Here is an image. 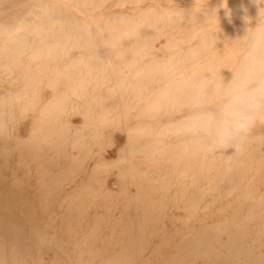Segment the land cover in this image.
<instances>
[{
    "label": "rangeland",
    "instance_id": "374dc122",
    "mask_svg": "<svg viewBox=\"0 0 264 264\" xmlns=\"http://www.w3.org/2000/svg\"><path fill=\"white\" fill-rule=\"evenodd\" d=\"M249 2L0 0V46H12L18 59L0 54V109L21 148L43 144V155L62 140L61 157L29 156L31 167L43 168L23 170L20 179L28 205L48 208L43 221L50 215L59 225L54 213H71L75 227H61L76 242L69 264H86L73 254L91 252L89 264H106L119 247L108 240L110 225L157 210L163 216L136 264H205L212 254L192 257L185 249L205 235L214 247L235 235L236 246L246 252L253 244L264 264V124L239 157L205 158L195 142L168 131L190 114L202 84L210 93L240 71L264 30V5ZM248 212L240 226L247 233L237 235L233 218ZM95 222L89 248L80 239ZM34 254L44 264L54 255Z\"/></svg>",
    "mask_w": 264,
    "mask_h": 264
},
{
    "label": "bare ground",
    "instance_id": "6f19581e",
    "mask_svg": "<svg viewBox=\"0 0 264 264\" xmlns=\"http://www.w3.org/2000/svg\"><path fill=\"white\" fill-rule=\"evenodd\" d=\"M249 4H250V2H249ZM245 8H247V6ZM35 28H36V26H35ZM14 41L16 42V44H17V42H19L20 45H24L27 40L24 38L20 39L19 37H17ZM108 46L109 45H107V48H108ZM7 48H9V49L7 50ZM109 48H110V46H109ZM13 49L14 48L12 46H8V44H2L0 46V54L2 55V57L6 58L8 60L11 59L12 61L13 60L18 61L17 56L14 54ZM208 51L210 52V50H208ZM17 55H19V54H17ZM228 58H230V57H228ZM228 61H231V58ZM44 63H46V62H44ZM14 64H15V62H14ZM39 65L40 64L38 63L37 67H39ZM8 66H11V63ZM18 66H19V64H18ZM160 69L162 70V68H160ZM46 73H48V72H46ZM165 73L168 76L167 72H165ZM173 76H174V74H173ZM170 79H172V78H170ZM179 80H177V81H179ZM171 82L173 83L174 81L171 80ZM172 83H171V85H172ZM169 85H165L164 87H167V86L169 87ZM175 88H173V86H172L170 89L173 90ZM177 90H178V87H177ZM165 91H168V90H165ZM173 91L175 93L177 92L176 90H173ZM26 94L27 93H25V95ZM170 95H172V93H170ZM35 96H36V94H35ZM176 96H177V94H176ZM172 97H173V95H172ZM34 100H35V98H34ZM13 105H14V103H13ZM18 107H20V106H18ZM65 121H67V120H65ZM63 122H64V120H63ZM10 123H11V119H9L3 113V110L1 108L0 109V264H44L42 255H40L39 258L35 257V254H34L35 249H36V251L38 250L41 253H45V251H47V250L53 251L54 255H53L52 259L47 264H69V256L68 255L72 251L70 249L72 247H74V245H76L75 244L76 242H72L69 238H66L63 231H62L63 229H61V227H62V224H65L64 226H66L69 229H73V227H75L74 224L71 223V219H70L72 217L70 215L71 213H62L61 211L55 212L54 217L56 219H59V221L61 222L59 225L55 224V222H51V220L48 219L50 215L47 217V219H46L47 221L46 220L43 221L42 219L43 218L45 219V217H42V215L46 214L48 212V208L47 207H40L39 208L37 206L28 205V200H27L28 195H27V192L23 188L24 183L20 179V176H21L20 173L23 172V170H25L26 172L37 171V173H39V171H41L43 168V165H39L37 167H31L30 166L31 162H30L29 156L42 158L50 152V156L52 155L53 157H61L64 153V145L61 142L62 140L58 144L57 143H55L53 145L48 144L43 155L41 154V150H40L41 148L45 149L46 145H43V144L38 143L39 146L40 145H42V146L36 147L37 145L35 144L36 146L33 145V148H28L25 150V149L20 147L19 143H17V141L15 139V136L12 134L11 128H9L11 125ZM49 123H50V121H49ZM58 124L59 123H57V126H58ZM51 125H53V124H51ZM52 128H53V126H52ZM45 130H47V129H45ZM49 132L46 131V134ZM50 134H51V132H50ZM52 137H53V135H52ZM69 137H71V136H69ZM72 137H73V135H72ZM56 138H57V136H56ZM69 140L70 139H68V141ZM71 141H72V139H71ZM36 142H37V140L35 141V143ZM40 142H42V140H40ZM31 143H32V141H31ZM72 143H74V142H72ZM71 146H73V145L71 144ZM70 149H72V147ZM80 164H81V162H80ZM96 166H97V164H96ZM73 168H74V166H73ZM100 173L102 174V172H100ZM37 176L39 177L38 174H37ZM91 190H95V189H91ZM78 194H79V192H78ZM131 201H133V200L131 199ZM192 209H194V208H192ZM192 209H190V210H192ZM162 213H163L162 210H157V212L153 211V212H151V214L149 212L148 213H142L140 215H137V214L134 215L133 214L134 216H131L129 214V216L125 219V221L117 222V223L110 225L108 240H110L111 244H115V245L118 244L119 247L114 251V253L111 255V257L109 258V261L106 262V264H136L138 262L137 260L139 259L141 253L146 248L147 242L155 234L156 229H157V227H156L157 221L160 220L161 217L163 216ZM251 214H252L251 212L250 213L248 212L244 216H241V215L235 216L233 218V220L235 221L234 222L235 226L240 227L241 225H243L244 221L246 219H248L249 217H251ZM126 215H123L122 218L124 216L126 217ZM97 223L98 222H95L91 226H89L88 232L83 234L82 238L80 239V242L81 243L85 242L86 245L88 244L89 248H92L93 243H94L92 241H95V239H96L97 226H98ZM246 231H247L246 229H243L241 227L239 229L238 228L236 229L237 235H244L245 233H247ZM208 237L209 236L205 235V236L196 237V238H193L192 240H189L185 244V249L187 250V252H189V254H191L192 257L196 256V254H198L199 252L206 253L207 257L211 256L210 254H212L214 256L213 259H211L212 258L211 257L210 258L211 260H207V262L205 261L206 263L204 262L205 264H251V263L261 264L263 262V260L258 258V256H255V255L253 256V254H254L253 248H252L253 244L248 246L249 248L246 247L247 248L246 252H244L242 245H239V247H237L236 246L237 238L235 235H230L229 238L223 244H221L220 247L212 246L208 242L209 241ZM255 237H256V235H255ZM56 247L62 248V252L61 253L57 252ZM67 253H69V254H67ZM73 255H74L73 256L74 258H76L78 260L83 259V261L85 263L87 262L86 264H89L90 262H88V260L90 259V257L93 254L91 252L90 255H86V256L81 255V254H78V255L73 254ZM201 256H202V253H201ZM198 257H199V255H198ZM198 257H197V259H198ZM207 259H209V258H207Z\"/></svg>",
    "mask_w": 264,
    "mask_h": 264
},
{
    "label": "clouds",
    "instance_id": "9594fccd",
    "mask_svg": "<svg viewBox=\"0 0 264 264\" xmlns=\"http://www.w3.org/2000/svg\"><path fill=\"white\" fill-rule=\"evenodd\" d=\"M259 10L264 0H250ZM228 15L226 11V16ZM202 84L190 114L173 123L169 133L195 142L205 158L231 152L239 157L258 124H264V30L252 39L240 71L211 92Z\"/></svg>",
    "mask_w": 264,
    "mask_h": 264
}]
</instances>
